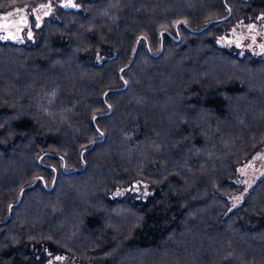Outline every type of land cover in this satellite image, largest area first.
Masks as SVG:
<instances>
[{
  "label": "trees",
  "instance_id": "1",
  "mask_svg": "<svg viewBox=\"0 0 264 264\" xmlns=\"http://www.w3.org/2000/svg\"><path fill=\"white\" fill-rule=\"evenodd\" d=\"M79 4L0 40V264H264V0Z\"/></svg>",
  "mask_w": 264,
  "mask_h": 264
},
{
  "label": "rangeland",
  "instance_id": "2",
  "mask_svg": "<svg viewBox=\"0 0 264 264\" xmlns=\"http://www.w3.org/2000/svg\"><path fill=\"white\" fill-rule=\"evenodd\" d=\"M80 1L82 0H43L35 4L32 3L10 9L6 12H0V40L15 43L34 42L42 27L52 18L54 12H56L59 7L79 8ZM226 42L233 46H239V50L242 46V49L264 52V29L259 26L240 25L232 30L227 38H223L220 41L221 44H226ZM260 174H262L261 176L264 175V148L251 162L250 166L249 164L245 166V169L240 174V180L250 183L256 180ZM132 187L133 186L122 188V193L133 194L134 192L140 193L145 191L142 185L134 189ZM120 192L116 191L113 197H118ZM46 264L78 263L71 261L70 258L64 254L51 258Z\"/></svg>",
  "mask_w": 264,
  "mask_h": 264
}]
</instances>
